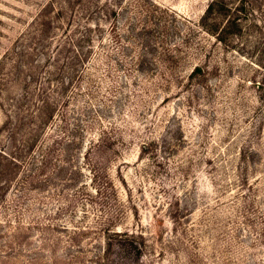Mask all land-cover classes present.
Wrapping results in <instances>:
<instances>
[{
  "label": "rangeland",
  "instance_id": "rangeland-1",
  "mask_svg": "<svg viewBox=\"0 0 264 264\" xmlns=\"http://www.w3.org/2000/svg\"><path fill=\"white\" fill-rule=\"evenodd\" d=\"M211 1L0 0V264H264V0Z\"/></svg>",
  "mask_w": 264,
  "mask_h": 264
},
{
  "label": "trees",
  "instance_id": "trees-1",
  "mask_svg": "<svg viewBox=\"0 0 264 264\" xmlns=\"http://www.w3.org/2000/svg\"><path fill=\"white\" fill-rule=\"evenodd\" d=\"M245 1L246 0H240V9H237L236 10H233V12H236L235 14H237V12H241L240 10H244L245 8ZM229 14L231 13V9L229 7H227L226 3L224 0H212L208 5H207V8H206V11H205V16H204V21L210 17L212 14ZM201 71H200V68L199 67H195L191 73V77H196L198 75H200ZM10 151H12V149H10ZM0 157L1 158H5V159H12L14 160V157L12 156L11 157V154L10 153H6L4 150L3 151H0ZM130 250H136V247L134 246V244H132V248L130 247Z\"/></svg>",
  "mask_w": 264,
  "mask_h": 264
}]
</instances>
